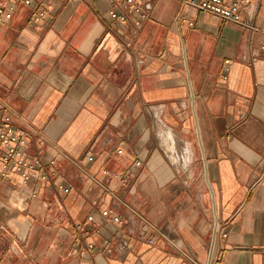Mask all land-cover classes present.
<instances>
[{"label": "crops", "instance_id": "obj_1", "mask_svg": "<svg viewBox=\"0 0 264 264\" xmlns=\"http://www.w3.org/2000/svg\"><path fill=\"white\" fill-rule=\"evenodd\" d=\"M155 1L118 22L114 0H0V114L57 163L0 179V264H264V0L249 28ZM88 214L111 253L74 246Z\"/></svg>", "mask_w": 264, "mask_h": 264}, {"label": "built area", "instance_id": "obj_2", "mask_svg": "<svg viewBox=\"0 0 264 264\" xmlns=\"http://www.w3.org/2000/svg\"><path fill=\"white\" fill-rule=\"evenodd\" d=\"M13 2H22L25 5H30L31 0H9ZM181 3L183 7L194 9L200 13H210L223 21L238 24L243 27H252L241 19L240 7L242 3H247L249 0H176ZM116 3L115 8L109 10L108 15L118 22L126 21L128 11L137 17L146 18L149 11L153 7L155 0H114ZM120 8V10H118ZM12 4L0 2V19H6L11 16L13 11ZM44 14L43 10L38 11L33 17L37 21ZM181 21H186L183 14L179 15ZM136 23V22H135ZM192 24L191 21L188 22ZM258 54L264 61V44L258 47ZM229 63V60H225ZM227 69V68H226ZM264 83V80H263ZM12 115L8 110H4L0 114V179H11L16 175L22 182L39 181L50 182L52 177L57 173V163L54 159L43 160L41 156L30 154L27 152L26 147L29 143V138L26 133L20 129L11 120ZM120 152V150H118ZM137 165L140 161L136 162ZM124 177V176H120ZM125 180V177L123 178ZM67 192V188H62ZM100 215L104 218L110 219L112 222H122L123 218L119 214H112L108 208H103ZM92 214H88L83 222H77L72 227L71 234L74 246L83 254L87 255L89 252L100 251L104 253H111L113 248L108 245L106 239H101L97 242L89 240L87 237L90 235L99 236L101 227L93 224ZM135 234L144 235L142 231L134 230ZM226 236L225 232L221 233ZM153 236L145 237V242L152 244L154 242Z\"/></svg>", "mask_w": 264, "mask_h": 264}]
</instances>
